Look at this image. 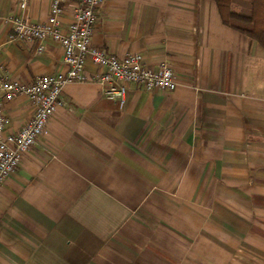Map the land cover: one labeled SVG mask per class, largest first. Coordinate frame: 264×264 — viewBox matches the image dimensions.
<instances>
[{"label": "crops", "instance_id": "crops-1", "mask_svg": "<svg viewBox=\"0 0 264 264\" xmlns=\"http://www.w3.org/2000/svg\"><path fill=\"white\" fill-rule=\"evenodd\" d=\"M26 1L0 0V18L43 22L55 0ZM59 1L66 27L77 0ZM93 43L168 64L177 89L130 85L121 107L103 97L89 61L88 81L65 86L1 188L0 264H184L185 240L198 252L207 241L211 264L205 230L264 250V48L226 26L211 0H105ZM44 46L38 53L0 24V78L30 84L64 71L63 48ZM34 110L24 96L7 102V131Z\"/></svg>", "mask_w": 264, "mask_h": 264}, {"label": "built area", "instance_id": "built-area-1", "mask_svg": "<svg viewBox=\"0 0 264 264\" xmlns=\"http://www.w3.org/2000/svg\"><path fill=\"white\" fill-rule=\"evenodd\" d=\"M105 0H77L70 24L64 26L65 10L59 0L51 6L46 21L30 22L20 16L0 18V24L9 25L13 38L38 45V53L45 50V42L52 41L64 50V71L37 77L30 84L7 77L0 78V191L19 168L22 156L32 149L44 134L51 119L62 106L63 90L70 83H85L86 64L90 61L100 69L98 82L105 99L125 106L129 86L146 92L173 93L177 89L176 76L168 64L153 68L141 54L116 56L96 47L93 36L98 12ZM23 0L21 8L25 9ZM26 97L34 106V115L19 132L7 131L5 104L17 97Z\"/></svg>", "mask_w": 264, "mask_h": 264}, {"label": "rangeland", "instance_id": "rangeland-1", "mask_svg": "<svg viewBox=\"0 0 264 264\" xmlns=\"http://www.w3.org/2000/svg\"><path fill=\"white\" fill-rule=\"evenodd\" d=\"M234 9L240 10L238 7H234ZM203 203L204 202H201V205ZM184 204L189 208L192 206L191 202L185 201ZM166 205L169 209L172 208L171 202H168ZM217 207L220 209L219 206ZM201 235L206 238L209 237V240L215 245L216 261L215 263L211 262V264H264V250L261 249L263 243L260 240L256 241L253 239L250 242L242 243L238 235L232 234L231 236L229 234H224L223 231L217 230L215 233L209 232V234L205 230ZM173 237H171V239L176 241ZM173 244H176V242H173ZM192 246V242L189 240L183 242L184 264H193V262L194 264H209L207 256L208 242L205 241L204 246L200 247L199 252L197 247ZM255 246L258 249H256ZM170 249L174 250V247L169 246V251ZM172 259L169 258V264H174Z\"/></svg>", "mask_w": 264, "mask_h": 264}, {"label": "trees", "instance_id": "trees-1", "mask_svg": "<svg viewBox=\"0 0 264 264\" xmlns=\"http://www.w3.org/2000/svg\"><path fill=\"white\" fill-rule=\"evenodd\" d=\"M211 1L217 4L226 26L256 41L264 48V0Z\"/></svg>", "mask_w": 264, "mask_h": 264}]
</instances>
